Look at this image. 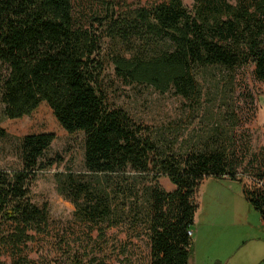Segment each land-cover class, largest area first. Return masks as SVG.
<instances>
[{"label": "trees", "instance_id": "16d2710c", "mask_svg": "<svg viewBox=\"0 0 264 264\" xmlns=\"http://www.w3.org/2000/svg\"><path fill=\"white\" fill-rule=\"evenodd\" d=\"M194 1L193 12L182 0H163L137 8L127 18H103L105 36L127 47V54L112 58L114 72L125 85H147L160 93L173 89L190 99L197 93L196 73L209 66L253 65L256 78L264 81V23L256 13L240 3ZM100 41V34L75 24L72 0H0V63L7 70L0 99L5 117L20 119L46 103L65 132L83 134L89 174L135 173L148 178L150 264H188L193 250V234L188 232L197 211L194 199L204 180L238 182L244 198L264 220L263 176L257 188H246L236 177L235 164L219 149L182 159L165 156L145 128L108 104L99 89ZM53 140L50 133L25 135L20 168L0 170V223L12 227L2 239L11 248L47 230V209L32 203L30 191L39 172L58 162L45 158ZM163 177L174 187L171 192L159 187ZM58 185L77 209L81 198L104 195L70 176ZM88 201L91 206L83 208L82 215L93 223L95 214L104 216L105 210L97 207L96 199ZM22 259L15 258L13 264L27 262ZM72 264L83 262L75 256Z\"/></svg>", "mask_w": 264, "mask_h": 264}, {"label": "rangeland", "instance_id": "374dc122", "mask_svg": "<svg viewBox=\"0 0 264 264\" xmlns=\"http://www.w3.org/2000/svg\"><path fill=\"white\" fill-rule=\"evenodd\" d=\"M162 1L72 0L75 24L100 34L99 89L108 104L122 109L146 129L163 155L182 159L187 154L219 149L235 164L236 177L254 190L259 177H264V81L256 78L253 65L201 68L196 73L197 93L190 99L175 94L173 89L160 93L147 85H125L114 72L112 58L125 54L127 47L105 36L103 18H127L137 8ZM224 1L251 8L264 23V0ZM182 2L188 11H194V0ZM262 39L264 42V35ZM6 72V66L0 63V97ZM0 129V170L20 168L21 139L29 134H53L45 158L58 161L39 172L30 191L32 203L47 209L46 232L26 245L11 248L2 236L12 227L0 223V264H13L15 258H26L22 264H72L75 256L83 264L151 263L146 176L89 174L84 167L83 134L65 132L46 103L28 116L10 120L3 113L0 99ZM68 176L95 194L104 195L81 198L77 209L59 191L58 182H67ZM158 185L166 193L174 189L165 177ZM89 198L96 199L97 207L105 210L104 216L95 214L97 221L93 223H87L82 215L83 208L91 206L87 205ZM194 204L197 211L188 264H264V220L244 198L238 182L204 180Z\"/></svg>", "mask_w": 264, "mask_h": 264}, {"label": "built area", "instance_id": "2783aa9c", "mask_svg": "<svg viewBox=\"0 0 264 264\" xmlns=\"http://www.w3.org/2000/svg\"><path fill=\"white\" fill-rule=\"evenodd\" d=\"M192 234H193V232H191V231L188 232V235L189 236H192Z\"/></svg>", "mask_w": 264, "mask_h": 264}]
</instances>
